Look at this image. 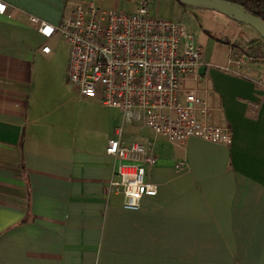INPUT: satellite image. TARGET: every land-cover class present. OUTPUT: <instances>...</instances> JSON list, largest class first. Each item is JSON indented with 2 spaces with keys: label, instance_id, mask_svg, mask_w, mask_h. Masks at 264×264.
<instances>
[{
  "label": "crops",
  "instance_id": "1",
  "mask_svg": "<svg viewBox=\"0 0 264 264\" xmlns=\"http://www.w3.org/2000/svg\"><path fill=\"white\" fill-rule=\"evenodd\" d=\"M3 1L0 264H264V60L256 58L264 44L221 36L205 40L204 51L195 37L210 87L201 93L212 119L231 127L228 144L196 136L173 143L138 122L100 133L66 117L68 90H40L54 34L42 36L29 20L56 24L84 0ZM87 1L111 11H133L140 2ZM147 1L151 14L181 19L177 0H164L171 8ZM250 45L262 53L228 65ZM67 63L68 56L64 72ZM76 92L80 101L92 99ZM120 126L125 141H149L155 155L145 178L158 190L138 208L123 206L122 194L109 189L115 160L105 148ZM180 160L185 165L175 168Z\"/></svg>",
  "mask_w": 264,
  "mask_h": 264
},
{
  "label": "built area",
  "instance_id": "2",
  "mask_svg": "<svg viewBox=\"0 0 264 264\" xmlns=\"http://www.w3.org/2000/svg\"><path fill=\"white\" fill-rule=\"evenodd\" d=\"M6 10L0 0V14ZM29 20L42 36L58 33L66 42V79L78 93L118 108L124 122L141 123L178 144L189 136L231 141V127L212 119L213 107L201 93L210 90L199 71L202 47L181 19L151 14L147 0L133 11H111L84 0L73 3L56 24L33 15ZM249 58L243 51L228 65L238 68ZM256 58L264 60V54ZM105 151L115 160L109 189L122 194L123 206L138 208L142 196L157 193V183L145 178V166L155 162L149 141H125L120 126ZM183 165L180 160L174 167Z\"/></svg>",
  "mask_w": 264,
  "mask_h": 264
},
{
  "label": "rangeland",
  "instance_id": "3",
  "mask_svg": "<svg viewBox=\"0 0 264 264\" xmlns=\"http://www.w3.org/2000/svg\"><path fill=\"white\" fill-rule=\"evenodd\" d=\"M149 1L155 4V0ZM161 1L165 8L172 7L166 1ZM177 2L181 8H184L180 10L179 17L187 24L194 37L203 45L204 51L210 49L209 43H205V40L215 42V39L207 34L205 29L224 37H232L234 35L237 38L235 42L239 44H250L252 40L256 44H264V38H261L247 24L232 20L214 10L190 5L187 6L179 1ZM225 22L234 25L233 28L228 30L229 27ZM249 34L253 37H250ZM47 43L52 48V53L49 63L50 66H48L47 70L39 73L38 86L40 90H68L66 95V117L71 122L79 123L81 126L86 127L88 131L96 127L101 133L108 128H114L116 125H123L124 129L127 128L122 112L117 108L104 106L96 98L87 99L86 101L78 100L76 97V89L67 81L66 71L64 72V64L68 56V45L59 34H54L47 40ZM240 52H243V49ZM68 94L71 95L70 98H68ZM158 138L164 140L161 137ZM164 141L166 142V140Z\"/></svg>",
  "mask_w": 264,
  "mask_h": 264
},
{
  "label": "water",
  "instance_id": "4",
  "mask_svg": "<svg viewBox=\"0 0 264 264\" xmlns=\"http://www.w3.org/2000/svg\"><path fill=\"white\" fill-rule=\"evenodd\" d=\"M190 6L206 8L219 12L232 20L251 26L261 38H264V20L257 15V10H247L238 3L228 0H177ZM204 66H200L202 72Z\"/></svg>",
  "mask_w": 264,
  "mask_h": 264
},
{
  "label": "trees",
  "instance_id": "5",
  "mask_svg": "<svg viewBox=\"0 0 264 264\" xmlns=\"http://www.w3.org/2000/svg\"><path fill=\"white\" fill-rule=\"evenodd\" d=\"M228 1L238 3L241 6H243L244 8H246L247 10H252L255 8L257 10V15L262 20H264V0H228ZM182 4H185V3H182ZM185 5H187V4H185ZM205 30H206V33L211 35L212 37H214L216 39H222V37L220 35H217L216 33H213L208 29H205ZM244 52L248 55H251V56H255V55L262 53L259 46H251V45L246 47L244 49Z\"/></svg>",
  "mask_w": 264,
  "mask_h": 264
}]
</instances>
